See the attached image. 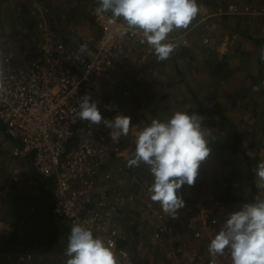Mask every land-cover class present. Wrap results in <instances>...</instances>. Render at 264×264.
I'll list each match as a JSON object with an SVG mask.
<instances>
[{
    "label": "built area",
    "instance_id": "2783aa9c",
    "mask_svg": "<svg viewBox=\"0 0 264 264\" xmlns=\"http://www.w3.org/2000/svg\"><path fill=\"white\" fill-rule=\"evenodd\" d=\"M95 9L91 16L98 28L97 39L67 36L72 28L60 34L42 23L21 37L19 29L0 19V61L6 88L0 94V125L11 143L12 156L30 157L35 173L53 180L51 211L57 223L70 229L79 224L91 230L94 238L114 241L120 264H136L125 245L120 246L129 239L120 231L118 219L132 195L112 190L113 176L107 169L113 158L123 156L124 136L114 142L103 122L95 125L81 120L78 102L88 95L90 102H97L102 118L113 120L115 116H106V98L127 99L133 93L146 62V43L138 31L121 35L123 20L110 24L111 14L97 17ZM238 10L231 6L219 13L234 15ZM240 11L264 23V2ZM30 15L35 23L45 22L40 9ZM81 45H87L91 55L80 54L77 59ZM148 189L140 202L137 198L136 211L150 227L151 245L163 251L162 260L155 261V255L150 264H232L229 251L217 257L208 252L211 239L226 221L220 210L209 208L206 201L205 206L184 202L185 207L172 218L158 202L151 201ZM13 231L10 223L0 220V236L8 237ZM37 259L31 251H0V264H35Z\"/></svg>",
    "mask_w": 264,
    "mask_h": 264
},
{
    "label": "crops",
    "instance_id": "0c3cea01",
    "mask_svg": "<svg viewBox=\"0 0 264 264\" xmlns=\"http://www.w3.org/2000/svg\"><path fill=\"white\" fill-rule=\"evenodd\" d=\"M263 2L197 0L199 12L190 26L172 32L165 41L177 45L171 57L158 61L146 43L143 48L146 62L140 69L141 80L134 84L133 93L127 99L116 95L106 98V116L131 118L132 128L122 140L124 154L113 158L107 169L113 176L112 190L132 195L118 219L120 231L125 233L128 228L133 234L132 238L127 235L129 240L124 245L136 264L154 263V252L155 261L163 258L162 249L154 248L156 246L150 245L153 249L139 253L134 249L140 229L145 226L136 208L140 197L145 196L144 189L153 183V176L143 163L139 167L127 166L135 152V133L149 126L153 119L167 122L177 111L195 113L203 118L202 127L211 130L209 157L201 162L194 185H184L178 192L184 202L204 205L206 201L209 208L220 210L227 219L243 204L264 200V178L255 171L257 164L264 161V23L240 11L246 6L260 7ZM231 6L240 9L239 12L219 13V9L227 11ZM96 7L97 0H0V19L19 29L17 33L22 37L27 35L24 30L32 32L41 23L56 31L65 30L69 18L77 36L97 39L98 28L91 16ZM38 9L44 13L45 22L31 21L30 11ZM4 152H9L15 165L10 168V174L7 168L0 166L3 202H7L8 196L35 195L38 189L32 177L30 157H13L11 149ZM4 207L6 210L5 204ZM126 208H130L125 218L128 227L122 217ZM32 212L31 208L26 209L23 217H29ZM43 224L38 222L36 226L40 228ZM45 227L41 228L42 238L47 233ZM70 230L61 229L54 237L57 238L55 246L35 252L42 256L35 264H66V248L60 247L68 243ZM34 235L37 237L35 230L29 236L31 241L37 240ZM7 238L0 236V244L1 239Z\"/></svg>",
    "mask_w": 264,
    "mask_h": 264
},
{
    "label": "clouds",
    "instance_id": "9594fccd",
    "mask_svg": "<svg viewBox=\"0 0 264 264\" xmlns=\"http://www.w3.org/2000/svg\"><path fill=\"white\" fill-rule=\"evenodd\" d=\"M97 17H108V23L123 20L124 31L141 32L142 43H147L158 61L168 60L176 50L175 43H166L169 35L187 29L197 17V0H97ZM80 54L91 55L87 45L78 49ZM264 58V57H262ZM3 61H0V94L6 92ZM79 117L83 121L109 128L110 138L119 142L127 136L131 118L117 115L111 121L102 118L96 101L90 102L88 95L79 102ZM203 118L177 111L167 122L153 119L149 126L135 133V152L127 161L128 167L149 168L153 183L149 187L150 199L159 203L163 212L176 218L178 210L185 207L178 194L184 185H194L201 162L211 152L208 139L211 130L202 127ZM256 174L264 178V161L256 166ZM230 252L232 264H264V200L243 204L232 212L211 239L208 252L212 257ZM66 264H120L115 251V242L94 238L91 230L74 224L71 227L65 251Z\"/></svg>",
    "mask_w": 264,
    "mask_h": 264
},
{
    "label": "trees",
    "instance_id": "16d2710c",
    "mask_svg": "<svg viewBox=\"0 0 264 264\" xmlns=\"http://www.w3.org/2000/svg\"><path fill=\"white\" fill-rule=\"evenodd\" d=\"M0 129L4 132L1 125ZM32 177L38 189L35 195L8 196L7 202H3L7 211V217L3 220L14 225V232L7 239H1L0 251H24L25 249H29L33 253L41 251L50 245L55 246L57 238L54 237L56 233L67 228L57 223L51 211L53 180L41 178L34 170L32 171ZM29 208H32L33 212L29 217L24 218L23 212ZM38 222H43L46 225L47 233H44L43 238L40 233L41 228L36 226ZM34 230L37 233V237L34 235L37 240L31 241L29 236ZM124 244L122 242L120 246H124ZM66 247L67 243H64L61 244L60 248L64 250Z\"/></svg>",
    "mask_w": 264,
    "mask_h": 264
},
{
    "label": "rangeland",
    "instance_id": "374dc122",
    "mask_svg": "<svg viewBox=\"0 0 264 264\" xmlns=\"http://www.w3.org/2000/svg\"><path fill=\"white\" fill-rule=\"evenodd\" d=\"M54 19H55V17H54ZM57 19V18H56ZM24 20H26L25 18H24ZM32 20H34V18H32L31 19V21ZM56 21V20H55ZM67 22L69 23V24H66V26H64L66 29L68 28V29H73L74 28V25H72V24H70V22H72V20L70 19L69 20V18H67ZM64 23V22H63ZM53 25H57V24H53ZM58 26V25H57ZM56 26V27H57ZM61 28H63L62 26H61ZM27 30V29H26ZM26 30H24V32L26 33V34H28V33H31V32H29V31H26ZM58 31H59V33L61 34V33H64L65 32V30L64 29H58ZM74 35H76V37H77V34H76V32L74 31V32H70V30H68V33H67V36H74ZM5 143H7V145H5ZM11 148V143H9V142H7V139H6V137H5V134H4V132L0 129V166H2V167H4V168H7V173L8 174H10V168L11 167H13L14 165H15V161H13L12 159H10V155H9V152H4L5 150H8V149H10ZM12 169V168H11ZM2 173V172H1ZM117 185V184H116ZM31 189H32V187H31ZM5 192H7V190L5 191ZM4 193V192H3ZM129 194H131V193H129ZM4 198H5V196H3L2 194H1V192H0V220L2 219L3 220V218H5V217H7V212H6V210H5V207H4V204H3V200H4ZM3 199V200H2ZM124 211V209H122V212ZM130 213V208H126V210H125V212H124V215L122 216L123 218H124V221H123V223H125L126 224V226L125 227H128L127 226V222L125 221V218L127 217V215ZM132 218V217H131ZM130 218V219H131ZM144 221V220H143ZM45 224H43V225H39V226H41L40 228H43V226H44ZM144 225L145 226H143L141 229H140V232H139V234H138V238H137V241H136V244H137V247H135L134 246V249H136L135 251H136V253H139V252H142V251H144V250H146V251H148V249H153V248H151V247H149L150 245H151V242H149V239H150V235H151V230H150V227L149 226H147V224H145V222H144ZM146 227V228H145ZM132 231V230H131ZM124 232V231H123ZM130 232V231H129ZM128 232V228H127V231H125V233H126V235H129V236H131V238L133 237V234L131 235L130 233ZM149 237V238H148ZM152 252H154L153 250H152ZM37 253V252H36ZM35 253V254H36ZM40 253V252H39ZM154 257H155V253H154ZM38 258H42V256L41 255H38Z\"/></svg>",
    "mask_w": 264,
    "mask_h": 264
}]
</instances>
